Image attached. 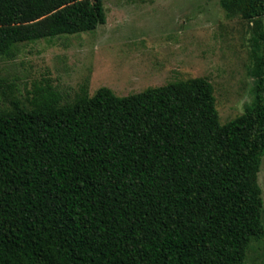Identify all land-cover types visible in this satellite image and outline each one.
Instances as JSON below:
<instances>
[{
    "label": "trees",
    "instance_id": "1",
    "mask_svg": "<svg viewBox=\"0 0 264 264\" xmlns=\"http://www.w3.org/2000/svg\"><path fill=\"white\" fill-rule=\"evenodd\" d=\"M219 7L262 43L254 100L223 125L203 78L67 103L0 79V264H246L264 233V0ZM105 21L102 0H0V59Z\"/></svg>",
    "mask_w": 264,
    "mask_h": 264
},
{
    "label": "rangeland",
    "instance_id": "2",
    "mask_svg": "<svg viewBox=\"0 0 264 264\" xmlns=\"http://www.w3.org/2000/svg\"><path fill=\"white\" fill-rule=\"evenodd\" d=\"M105 24L94 31L25 43L14 60L0 59L2 86L24 100L48 80L71 102L109 88L124 97L170 82L203 78L213 87L221 125L253 102L255 58L262 43L253 22L226 18L219 0H102ZM264 31V18H260ZM6 96L7 88L3 87ZM25 101V100H24ZM6 104L0 96V110ZM264 202V156L258 174ZM264 228V204L261 211ZM261 237V238H260ZM246 264H264V233Z\"/></svg>",
    "mask_w": 264,
    "mask_h": 264
}]
</instances>
